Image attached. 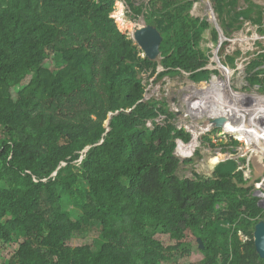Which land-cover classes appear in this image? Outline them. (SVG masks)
<instances>
[{"label": "trees", "instance_id": "16d2710c", "mask_svg": "<svg viewBox=\"0 0 264 264\" xmlns=\"http://www.w3.org/2000/svg\"><path fill=\"white\" fill-rule=\"evenodd\" d=\"M117 1L0 0V264H170L196 245L199 264H264L254 240L264 193L234 159L179 176L178 140L192 134L168 100L146 98L147 78L222 77L204 46L208 31L219 43V29L192 13L197 0H127L163 35L153 61L119 29ZM212 2L226 35L246 20L264 34L260 4ZM117 16L132 31L123 9ZM241 52L223 65L235 68ZM247 67L264 90V50ZM197 139L180 150L193 153ZM95 223L97 248L70 243Z\"/></svg>", "mask_w": 264, "mask_h": 264}, {"label": "rangeland", "instance_id": "374dc122", "mask_svg": "<svg viewBox=\"0 0 264 264\" xmlns=\"http://www.w3.org/2000/svg\"><path fill=\"white\" fill-rule=\"evenodd\" d=\"M133 1L137 4L148 2V0ZM253 1L264 7V0ZM239 4L241 6H246L248 2L247 0H239ZM121 9H123V15L127 20L124 19L127 23L132 24V31L135 30L137 26L145 24V20L142 15L135 16L133 14L127 4V0H118L116 2L113 16L117 21L119 29L132 38L134 31L132 32L129 31L128 28H125L124 22L120 21L117 16V13ZM192 13L195 16L206 17L211 24L220 31V40L219 43L216 44L212 42L210 31H208L204 46L206 49L207 47L211 48L214 52L212 62L208 67L211 69L219 68L223 73L222 77H217L212 73L210 78L206 79V77L201 74V81H195L191 78L189 73L182 72L175 76H167L158 83H155L156 77L147 78L150 81V85L146 97H157L162 100H168L172 110L177 113V117L174 119L175 124L191 132L193 139L195 135H197L199 146L193 153L189 152L186 154L182 152L179 147L176 150L177 156L181 159L177 171L179 176L194 177V173L205 176L213 175L216 166L220 162L234 159L237 160L239 164L237 169L243 168L245 170L246 178L249 179L248 184H254L257 192L263 194L264 90L258 85H252L248 81L250 72H248L247 66L251 60L256 57L257 52L264 50V34L260 31L257 23H254L252 20H246L241 28L232 29L230 30V34L226 35L223 32L221 19L213 7L212 0H197ZM223 44L224 49L222 50L221 46ZM238 50L242 52L238 56L237 66L235 68L225 67L222 63L224 54H232ZM142 55L144 56V53H142ZM158 68L160 71L163 70L162 65H159ZM142 75L147 77L149 73H143ZM214 108H216L217 111L214 110ZM225 109L230 110L226 112V116L229 115L227 117L223 116L225 115L223 113V111H226ZM245 111L248 113L247 117L243 115ZM254 111L258 112L259 116L257 118H259L262 123L250 121V124L257 125L259 134L257 131H251L242 132V136L236 135L233 130L234 128H231L232 123L230 124V115L236 113L237 115H242L243 120H247L251 118L250 115H252ZM214 112L215 116L213 115ZM159 119L162 120V118ZM243 120L242 124H236V126H251L250 124L244 125ZM149 124L152 125V122ZM205 136H208L216 145L212 147L210 141L207 140ZM246 136L252 139L249 138V141L245 142L244 138ZM232 137L239 140V144L235 145L231 143ZM193 139H191V141ZM259 140L261 142L260 144L257 143ZM179 141L182 140H178V143ZM190 142L183 143L187 145ZM219 153L222 154L219 155L221 156L220 160L218 157L212 159L213 156ZM188 158H192L193 160L189 163H184V160ZM241 158H246V162H242L240 160ZM262 203L264 205V201ZM68 207L72 208L73 206L70 204ZM101 241V225L95 223L87 235L75 236L70 243L74 246L88 243L97 248ZM203 257V253L196 245L190 256L178 258L169 263L199 264Z\"/></svg>", "mask_w": 264, "mask_h": 264}, {"label": "water", "instance_id": "95a60500", "mask_svg": "<svg viewBox=\"0 0 264 264\" xmlns=\"http://www.w3.org/2000/svg\"><path fill=\"white\" fill-rule=\"evenodd\" d=\"M133 40L143 50L144 56L153 61H159L162 58L161 43L163 41V35L160 30L152 24H145L137 26L133 32ZM147 98V97H146ZM109 123V120L108 122ZM250 120H243V124H249ZM193 139V138H192ZM179 145L177 146L178 149ZM176 149V150H177ZM254 240L256 249L264 258V219L260 220L255 227ZM200 247L204 248V243L199 238Z\"/></svg>", "mask_w": 264, "mask_h": 264}, {"label": "bare ground", "instance_id": "6f19581e", "mask_svg": "<svg viewBox=\"0 0 264 264\" xmlns=\"http://www.w3.org/2000/svg\"><path fill=\"white\" fill-rule=\"evenodd\" d=\"M124 16V15H123ZM124 18H125V16H124ZM126 19V18H125ZM127 20V19H126ZM129 22V21H128ZM209 90V89H208ZM256 100H257V98H256ZM217 106V105H216ZM226 106H228V105H226ZM202 107V106H201ZM213 107V106H212ZM229 107V106H228ZM227 108V107H226ZM230 109V108H229ZM254 109V108H253ZM209 110H212V109H209ZM214 110H216V108H214ZM213 110V111H214ZM221 110V109H220ZM224 110V109H223ZM226 111H223V113L225 114V115H223V116H225V117H227V116H229V115H227L226 116V112H227V110L228 109H225ZM235 110V109H234ZM217 111V110H216ZM222 111V110H221ZM228 111H230V110H228ZM258 111V110H257ZM257 111H254V113L252 114V115H250L251 116V118H248L250 121H253L254 123L255 122H260V123H262L261 122V120L259 119V118H257L258 116H259V114H258V112ZM247 112L245 111V113H243V115L245 116V117H247ZM203 115V114H202ZM213 115L215 116V112L213 113ZM235 116V115H237L236 113H233V114H231L230 115V117H229V119H230V124L232 123V125H231V128H234L233 130H234V133L236 134V135H240V136H242V132H251V131H257L258 132V134H259V131H258V128H257V125H255V124H250L251 126H243V125H241L242 127H239V126H236V124H242V120H243V118H242V115H237V116H235V117H233V116ZM233 117V118H232ZM208 118V117H207ZM255 118V119H254ZM239 120V121H238ZM252 123V122H251ZM248 124V125H249ZM250 139H252L251 137H249ZM239 139V138H238ZM180 143H183L182 141H179V148H180ZM183 144H185V143H183ZM199 145H197L196 147H198ZM182 151V150H181ZM182 152H184V151H182ZM256 152H259V151H256ZM185 153V152H184ZM245 153V152H244Z\"/></svg>", "mask_w": 264, "mask_h": 264}, {"label": "built area", "instance_id": "2783aa9c", "mask_svg": "<svg viewBox=\"0 0 264 264\" xmlns=\"http://www.w3.org/2000/svg\"><path fill=\"white\" fill-rule=\"evenodd\" d=\"M236 137H237V136H236ZM232 138H233V137H232ZM232 138H231V139H232ZM178 145H179V143H178Z\"/></svg>", "mask_w": 264, "mask_h": 264}, {"label": "flooded vegetation", "instance_id": "af4514ba", "mask_svg": "<svg viewBox=\"0 0 264 264\" xmlns=\"http://www.w3.org/2000/svg\"><path fill=\"white\" fill-rule=\"evenodd\" d=\"M256 151V150H255Z\"/></svg>", "mask_w": 264, "mask_h": 264}]
</instances>
